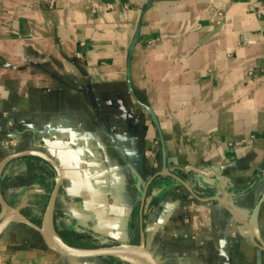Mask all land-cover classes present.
Instances as JSON below:
<instances>
[{
    "label": "crops",
    "instance_id": "1",
    "mask_svg": "<svg viewBox=\"0 0 264 264\" xmlns=\"http://www.w3.org/2000/svg\"><path fill=\"white\" fill-rule=\"evenodd\" d=\"M253 1L0 0V160L37 149L58 164L67 243L137 244L143 230L159 264H264L244 223L264 189ZM54 178L41 156H16L0 193L40 224ZM258 226L264 240V203ZM0 264L129 263L63 256L13 221Z\"/></svg>",
    "mask_w": 264,
    "mask_h": 264
},
{
    "label": "water",
    "instance_id": "2",
    "mask_svg": "<svg viewBox=\"0 0 264 264\" xmlns=\"http://www.w3.org/2000/svg\"><path fill=\"white\" fill-rule=\"evenodd\" d=\"M129 77V73H127ZM131 91V88H130ZM145 107L148 109L152 121L158 126V121L151 108L147 105ZM161 137V136H160ZM162 140V137H161ZM163 156L165 154L164 148L162 149ZM36 154L41 156L46 162H48L55 170V178L52 190L49 194L45 210L43 212L42 221L40 224H36L28 217H26L20 210L11 204H9L0 193V206L2 207V213L0 215V233H2L7 226L13 222L17 221L22 224L27 225L33 230L37 231L45 241L46 245L53 251L61 254L63 256L71 258H87V257H113L116 259L123 260L129 264H159L154 255L145 245L144 232L140 231V242L137 244L133 243H119L112 244L108 238H100V245L93 247H79L73 246L67 243L56 231L54 227V208L56 197L58 194L61 171L58 164L50 158L45 152L37 149H27L21 151L11 152L0 160V168L2 165L10 158L24 155V154ZM192 170L203 172L199 168L191 167ZM262 177H264V170H262ZM179 182L185 185L190 191L189 185L177 176H174ZM137 187L140 188L139 182H137ZM192 194H194L191 191ZM264 203V189H262L259 197L255 201L248 219L246 226L249 229L250 240L261 250H264V240L261 239L258 226V216L260 207Z\"/></svg>",
    "mask_w": 264,
    "mask_h": 264
},
{
    "label": "built area",
    "instance_id": "3",
    "mask_svg": "<svg viewBox=\"0 0 264 264\" xmlns=\"http://www.w3.org/2000/svg\"><path fill=\"white\" fill-rule=\"evenodd\" d=\"M253 11L257 14H264V0H254L252 2Z\"/></svg>",
    "mask_w": 264,
    "mask_h": 264
},
{
    "label": "flooded vegetation",
    "instance_id": "4",
    "mask_svg": "<svg viewBox=\"0 0 264 264\" xmlns=\"http://www.w3.org/2000/svg\"><path fill=\"white\" fill-rule=\"evenodd\" d=\"M48 163V162H47ZM49 164V163H48Z\"/></svg>",
    "mask_w": 264,
    "mask_h": 264
},
{
    "label": "bare ground",
    "instance_id": "5",
    "mask_svg": "<svg viewBox=\"0 0 264 264\" xmlns=\"http://www.w3.org/2000/svg\"><path fill=\"white\" fill-rule=\"evenodd\" d=\"M33 160V159H32Z\"/></svg>",
    "mask_w": 264,
    "mask_h": 264
}]
</instances>
